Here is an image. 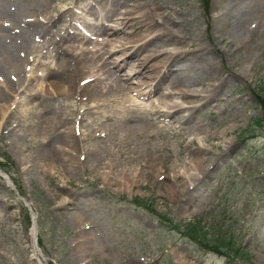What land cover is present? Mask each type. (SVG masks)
Segmentation results:
<instances>
[{"label":"rangeland","instance_id":"rangeland-1","mask_svg":"<svg viewBox=\"0 0 264 264\" xmlns=\"http://www.w3.org/2000/svg\"><path fill=\"white\" fill-rule=\"evenodd\" d=\"M43 2L37 18L57 19L35 42L44 43L43 82L68 84L88 73L79 59L61 54L71 5H126L124 16H131L127 4L148 7L152 25L145 19L129 37L119 30L121 46L143 39L141 54L178 46L177 55L161 52L155 59L165 55L173 70L166 63L159 77L127 80L133 87L118 74L109 80L111 68L104 74L116 87L110 99L99 96L93 80L73 82L81 97L39 93L24 81L22 100L0 126V161L20 184L15 190L0 175V264H39L34 233L42 264H264V0H210L208 10L199 0ZM187 91L195 96L184 97ZM166 98L179 111L167 108ZM197 151L205 171L190 164ZM135 169L145 175L129 190L100 175ZM164 184L179 190L169 195ZM19 195L36 215L35 232ZM196 219L211 242L231 237L245 254L206 250L184 235L182 224Z\"/></svg>","mask_w":264,"mask_h":264},{"label":"bare ground","instance_id":"bare-ground-1","mask_svg":"<svg viewBox=\"0 0 264 264\" xmlns=\"http://www.w3.org/2000/svg\"><path fill=\"white\" fill-rule=\"evenodd\" d=\"M43 3V0H0V89L2 88L6 93V95L4 96L0 95V126L2 120L4 119V115L6 114L8 109L11 108V104L13 102H16L18 100V97L20 98V93L24 90V81L27 85H31V87L35 85L39 93L41 92L47 93L48 95H60V92H62V94H66L68 91H73L75 94L80 95L81 93H79V87L77 85L76 87L73 86L77 83H75L76 80H81L82 78H84L94 81L93 85L91 84L92 82L90 84L93 86V88L99 91V96L105 95V97L110 99V96L112 95V93H114L113 91H115L114 89H116V87H113L111 84H109V80H111L112 78H116V74L121 76V80L129 83L128 86H132L135 82L133 80L130 83L127 80H131V78H135L137 75H139V81L145 82V80L150 79L151 74H153L155 77L162 74L163 66H166L167 63V61L165 60V55L162 56V59L164 58V61H161L162 63L155 59L159 57L158 55L161 54V50L154 49L151 50L150 53L139 55V46H121V43L119 42L120 39L118 35H116L117 27L115 25L120 24L119 20L123 16L122 9L107 15L109 16L108 18H106L105 16L101 17V15H99L97 11V17H92L89 9H82L81 7L73 5V16H75L76 18L81 17V20L77 21L76 19L71 25H68V27L64 29L65 33L63 32L64 36L62 37L67 42H64L65 45L61 54H69L70 56L72 55L73 60L79 59L80 64H86V70L88 71V73L81 75V77L79 75L77 78H74V80L73 78H70L68 84L66 82H62L63 84L61 82L57 83L55 80L43 82L42 78L45 74V71L47 70V64L45 61L38 59V55L39 50L41 51V47H43L42 45H44V43L35 46V42L39 39L41 40V38L45 36L47 27H49L57 20H51L52 17L48 16L46 21L41 22L40 19L37 18L35 14ZM130 9L133 10L134 15H139V9H137L136 6H132V8ZM133 19V22L136 23V26L145 24L141 17H133ZM219 19L221 20V18ZM221 24L222 23H220V25ZM130 27L131 26L126 25V30H124L125 35H127L128 31H130ZM236 28L238 27L236 26ZM101 29L102 31L100 32L99 30ZM237 31L240 32V35L242 34V29H238ZM126 38L128 37L124 36L123 39L126 40ZM44 42L47 43V41ZM176 49L177 48L174 46L169 47L166 52H168L170 56L176 57ZM34 52H37V54H35ZM127 52L136 53V58L133 59L134 61L129 60L128 54H126ZM41 56L42 58H44L45 54ZM48 56H51V54H49ZM152 59H155V61L149 64ZM171 63L172 61L167 63V66L165 68L166 70H173L171 67ZM80 66L82 68V65ZM111 68H114L115 70L112 73L113 76L109 80H107V76H109L110 74H106L105 77L104 74L105 72L107 73L108 71H111ZM86 70L84 69L83 71ZM63 85L65 88L60 87ZM136 86H138V84L134 85V87ZM175 89L179 90L178 87H175ZM187 95L192 96L194 94L192 91H187L186 93H184V97ZM7 98H9V101ZM167 98L166 100L168 102L165 100V105L167 106V108H173L174 113L176 111H179L180 105ZM20 100L22 99L20 98ZM128 119H131V117H128ZM228 131L229 129L225 128L223 133L225 134ZM60 145L61 144H59V146ZM128 151H131V149H129ZM119 152L123 153L122 150H120ZM202 158L203 157L200 151H197L190 160V164H193L199 172L205 171V167L201 164V162L203 161ZM191 168L192 167L189 165L188 171H190ZM123 172V170L119 172L118 176H110L111 174L108 175L109 173H107V171L105 170L104 173H101L100 175H102V177L106 179L115 180L119 189L128 190L130 186L135 182L136 177H141L143 175V171H137L136 169L129 173L123 174ZM164 185L166 187L167 194L169 195H174V193L179 190L175 186V184ZM184 187L185 182L182 184V188ZM34 246L35 244L32 245V247Z\"/></svg>","mask_w":264,"mask_h":264},{"label":"trees","instance_id":"trees-1","mask_svg":"<svg viewBox=\"0 0 264 264\" xmlns=\"http://www.w3.org/2000/svg\"><path fill=\"white\" fill-rule=\"evenodd\" d=\"M260 102L262 104L264 103L262 99H260ZM184 228L186 230L185 232L191 238L203 241V244H206V241H207V239H206V230L202 229V226L199 224V222H196V224L188 222V223L185 224ZM206 245H208V244H206ZM219 245L225 246L229 250H233V252L236 255H240L241 256V254H243L242 252L240 253V251L237 248L232 249L231 248V241L226 239L225 237H220L219 236L218 238H216V241L214 242L212 247L216 249Z\"/></svg>","mask_w":264,"mask_h":264}]
</instances>
